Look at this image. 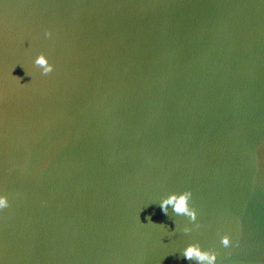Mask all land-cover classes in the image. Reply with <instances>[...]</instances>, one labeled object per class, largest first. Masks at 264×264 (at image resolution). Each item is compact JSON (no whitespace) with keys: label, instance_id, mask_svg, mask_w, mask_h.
Returning a JSON list of instances; mask_svg holds the SVG:
<instances>
[{"label":"water","instance_id":"water-1","mask_svg":"<svg viewBox=\"0 0 264 264\" xmlns=\"http://www.w3.org/2000/svg\"><path fill=\"white\" fill-rule=\"evenodd\" d=\"M0 195V264H264V0H0Z\"/></svg>","mask_w":264,"mask_h":264},{"label":"clouds","instance_id":"clouds-1","mask_svg":"<svg viewBox=\"0 0 264 264\" xmlns=\"http://www.w3.org/2000/svg\"><path fill=\"white\" fill-rule=\"evenodd\" d=\"M50 36L51 33H46ZM34 63L40 66L43 74H48L53 71V65L49 63L47 57L44 54H40L36 57ZM192 192L186 190L182 193H171L166 198H163L159 203V207L165 215H168L169 207L172 208L173 212L177 215H184L190 219V221L195 222L197 219V212L195 208L189 205ZM8 207V199L6 196L0 195V209ZM151 222V216L146 218ZM152 223V222H151ZM199 228V224H196ZM184 232L192 231L191 228L185 227ZM221 243L224 247H228L231 244V238L228 234L221 236ZM183 258L188 261H196L197 264H216L217 253L212 250H202L199 244H189L182 252Z\"/></svg>","mask_w":264,"mask_h":264}]
</instances>
